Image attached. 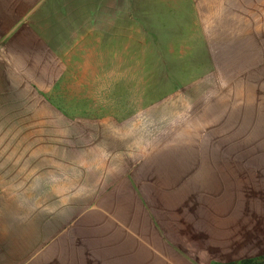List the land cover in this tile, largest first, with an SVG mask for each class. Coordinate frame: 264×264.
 I'll return each instance as SVG.
<instances>
[{"label": "rangeland", "instance_id": "rangeland-1", "mask_svg": "<svg viewBox=\"0 0 264 264\" xmlns=\"http://www.w3.org/2000/svg\"><path fill=\"white\" fill-rule=\"evenodd\" d=\"M0 10L29 14L43 35L46 52L29 61V153L65 141L60 204L102 199L86 194L122 172L133 189H185L195 211L207 207L212 239L235 246L223 264H264V138L232 123L264 108V0H0ZM217 149L218 180L203 156ZM187 161L201 171L185 173Z\"/></svg>", "mask_w": 264, "mask_h": 264}, {"label": "crops", "instance_id": "crops-1", "mask_svg": "<svg viewBox=\"0 0 264 264\" xmlns=\"http://www.w3.org/2000/svg\"><path fill=\"white\" fill-rule=\"evenodd\" d=\"M42 37L29 25V14L0 10V264H223L235 246L212 239L208 209L202 204L195 211L188 190L133 189L122 172L86 194L102 199L60 204L66 195L65 141L29 153V61L46 52ZM258 110L255 119L250 112L235 115L237 132L264 138V108ZM218 154L203 155L205 174L216 180L226 171ZM186 165L185 173L202 168ZM172 193L182 196L172 199ZM29 197L42 199L29 205Z\"/></svg>", "mask_w": 264, "mask_h": 264}, {"label": "trees", "instance_id": "trees-1", "mask_svg": "<svg viewBox=\"0 0 264 264\" xmlns=\"http://www.w3.org/2000/svg\"><path fill=\"white\" fill-rule=\"evenodd\" d=\"M240 264H256V260H244Z\"/></svg>", "mask_w": 264, "mask_h": 264}]
</instances>
